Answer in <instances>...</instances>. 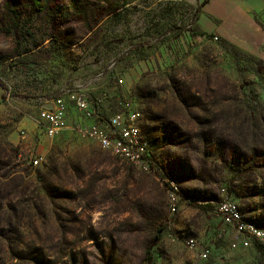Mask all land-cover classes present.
I'll return each mask as SVG.
<instances>
[{
  "label": "rangeland",
  "instance_id": "1",
  "mask_svg": "<svg viewBox=\"0 0 264 264\" xmlns=\"http://www.w3.org/2000/svg\"><path fill=\"white\" fill-rule=\"evenodd\" d=\"M128 1L0 0V264H264L216 204L264 231V61L204 34L199 1ZM80 85L93 114L69 123L130 107L153 170L47 134L40 109ZM165 179L194 202L172 213Z\"/></svg>",
  "mask_w": 264,
  "mask_h": 264
},
{
  "label": "built area",
  "instance_id": "2",
  "mask_svg": "<svg viewBox=\"0 0 264 264\" xmlns=\"http://www.w3.org/2000/svg\"><path fill=\"white\" fill-rule=\"evenodd\" d=\"M214 39L219 37L214 35ZM86 87L78 86L77 89L63 88L56 93L51 99L47 100L48 107L40 109V117L44 121L47 134L51 137L62 133L65 130H70L82 138L92 139L96 143H111L113 149L117 151L118 157L125 158V162L135 165H144L153 170L151 161V153L148 145L142 141V144H135L134 129H132V121L134 119V111L127 110L115 111L108 118L104 119V125H71L68 121L69 105L74 104L80 111H83L87 117L93 114L89 108V101L85 95ZM42 157L37 155L34 158V164L38 165ZM171 192V212L174 208L179 207L183 203L187 204L190 201L178 195V184H171L165 179ZM203 203V202H201ZM217 208L223 221L232 226L237 233L249 238H253L264 249V232H255L253 226L245 221L243 216H240L238 211H234V200L222 198L218 201ZM245 245H249L246 238L242 239ZM187 245L194 249L197 242H186ZM238 244L234 242V247ZM204 259L209 258L210 250L204 249L201 252Z\"/></svg>",
  "mask_w": 264,
  "mask_h": 264
},
{
  "label": "crops",
  "instance_id": "3",
  "mask_svg": "<svg viewBox=\"0 0 264 264\" xmlns=\"http://www.w3.org/2000/svg\"><path fill=\"white\" fill-rule=\"evenodd\" d=\"M260 14H264V3L256 5L254 0H209L201 8L199 22L205 32L264 61V22L259 20Z\"/></svg>",
  "mask_w": 264,
  "mask_h": 264
},
{
  "label": "bare ground",
  "instance_id": "4",
  "mask_svg": "<svg viewBox=\"0 0 264 264\" xmlns=\"http://www.w3.org/2000/svg\"><path fill=\"white\" fill-rule=\"evenodd\" d=\"M134 119L136 120L135 115H134ZM132 129H134L135 144H142V141H143L144 143H146V144L148 145V143H147L146 141L143 140V138H142V134H141V129L137 126V124H136L135 121H132ZM99 144H100V143H99ZM100 145H101L102 147L106 148V149H109V150L115 151V152L117 153V151H116L115 149H113L111 143H101ZM172 184H175V183L172 182ZM188 200L191 201V199H188ZM234 211H238L239 215H240V216H243V214L241 213L240 206H239V204H238L236 201H234ZM243 218H244V216H243ZM244 219H245V218H244ZM245 221H246L247 223H249L250 225L253 226V230H254L255 232H264L261 228L257 227L255 224L250 223V222L247 221L246 219H245ZM263 229H264V228H263ZM187 242H196V239H195L194 237H192V238H189V239L187 240Z\"/></svg>",
  "mask_w": 264,
  "mask_h": 264
},
{
  "label": "trees",
  "instance_id": "5",
  "mask_svg": "<svg viewBox=\"0 0 264 264\" xmlns=\"http://www.w3.org/2000/svg\"><path fill=\"white\" fill-rule=\"evenodd\" d=\"M209 0H204L202 3H201V5H200V7L202 8V6L204 5V4H206L207 2H208ZM129 1L127 0V3H128ZM120 7H118V6H114V7H112V11L111 12H116L118 9H119ZM198 10H200L199 8H198ZM263 25V27H264V24H262ZM204 34H209V33H207V32H204ZM211 37H214V34H211ZM222 41H224L225 43H227L228 41H226V40H223V39H221ZM230 43V42H229ZM230 46H231V48L232 49H234V53H235V55H237V54H240V52H241V49L238 47V46H236L235 44H233V43H230ZM243 51V50H242ZM246 53V52H245ZM248 54V53H247ZM251 56H253V55H251ZM254 57H256V56H254ZM261 60V59H260ZM175 183V182H174ZM176 184V183H175ZM178 190H179V188H178ZM187 199H191V201H193V199L191 198V197H188ZM191 203V202H190ZM204 206V208H206V209H209L210 208V205L208 204V205H203ZM161 238V230H159V232L157 233V235H156V241H158L159 239ZM147 260H148V262H149V264H155V262H154V258H153V254H152V252H151V248H149L148 249V251H147Z\"/></svg>",
  "mask_w": 264,
  "mask_h": 264
}]
</instances>
